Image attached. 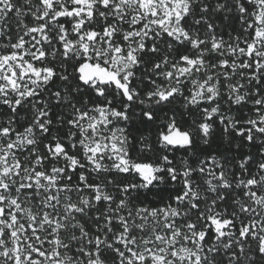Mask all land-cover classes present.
I'll return each instance as SVG.
<instances>
[{"label": "snow or ice", "instance_id": "obj_1", "mask_svg": "<svg viewBox=\"0 0 264 264\" xmlns=\"http://www.w3.org/2000/svg\"><path fill=\"white\" fill-rule=\"evenodd\" d=\"M0 264H264V0H0Z\"/></svg>", "mask_w": 264, "mask_h": 264}]
</instances>
